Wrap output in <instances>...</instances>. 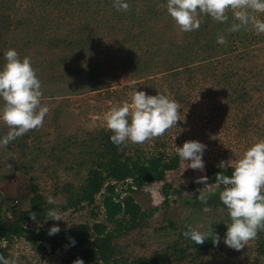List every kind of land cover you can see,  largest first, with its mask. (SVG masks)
I'll return each instance as SVG.
<instances>
[{"label":"rangeland","instance_id":"374dc122","mask_svg":"<svg viewBox=\"0 0 264 264\" xmlns=\"http://www.w3.org/2000/svg\"><path fill=\"white\" fill-rule=\"evenodd\" d=\"M128 3L125 12L115 9L112 0H0V64L8 48L21 58L29 57L42 83V103L49 108L41 127L0 147L5 221L16 217L9 209L13 198L19 210H29L36 185L49 209L62 219L41 215L28 220L27 228L48 230L58 224L61 230L53 235L58 236L86 224L92 234L96 223L106 222L102 193L93 204L85 201L67 209L64 205L81 195L91 170L97 168L100 135L112 134L104 125V114L115 105L130 104L137 88L174 100L180 120L162 136L142 144L127 142L126 154L168 158L176 146L198 140L207 146L204 169L183 170L181 160L164 180L137 189L134 196L143 210L157 208L151 219L117 238L115 252L102 253L109 263L98 259L87 264H123L140 257L148 264L162 257L163 264H264V229L239 250L226 246L228 210L218 201L223 186L195 182L208 165L234 163L247 147L264 139V34L250 26L229 32L231 11L224 23L205 15L197 30L180 32L166 12V0ZM257 18L264 19V13ZM217 35H224L226 43L218 44ZM8 130L0 122V135ZM123 184L119 190L126 188ZM164 187L169 189V205H164ZM199 191L207 193L206 203L197 199ZM49 196L54 203H48ZM186 225L214 231L220 243L214 245L209 237L208 247L202 249V244L182 235ZM42 246L17 238L7 257H15L17 264H67L80 252L51 254L50 244Z\"/></svg>","mask_w":264,"mask_h":264},{"label":"clouds","instance_id":"9594fccd","mask_svg":"<svg viewBox=\"0 0 264 264\" xmlns=\"http://www.w3.org/2000/svg\"><path fill=\"white\" fill-rule=\"evenodd\" d=\"M112 6L118 11L129 10L128 0H112ZM165 7L180 32L197 30L200 17L205 15L224 23L229 19L227 12L231 11L233 22L229 32L249 30L250 26L256 34H264V19L257 18V14L264 13V0H166ZM216 42L225 44V36L217 35ZM3 59L0 64V122L9 130L0 135V147L7 148L18 137L41 127L49 108L42 103V83L31 59L27 56L21 58L14 48L4 50ZM178 109V104L166 95L160 92L149 95L136 88L131 94L130 104L124 102L111 107L103 120L106 129L112 133L109 139L113 144H142L176 126L180 120ZM206 147L198 140H188L182 146H176V155L185 162L183 170L187 167L202 171ZM231 161L219 162L221 171L215 174V182L223 186L219 200L227 208L229 216V220L224 222L227 228L223 243L239 250L264 229V139L247 147L234 163ZM226 168H231L230 175L222 171ZM207 180L208 177L202 175L195 182L206 185ZM47 199L48 203H54L51 196ZM197 199L206 203L207 193L199 191ZM30 216L36 219L34 212ZM46 217L56 221L62 219L54 209H48ZM60 230L58 224H53L48 235H55ZM182 235L195 244H202L209 237L214 245L220 243V236L214 231L201 232L191 225H186ZM0 264H17V259L0 255ZM74 264H83V260L78 258Z\"/></svg>","mask_w":264,"mask_h":264},{"label":"trees","instance_id":"16d2710c","mask_svg":"<svg viewBox=\"0 0 264 264\" xmlns=\"http://www.w3.org/2000/svg\"><path fill=\"white\" fill-rule=\"evenodd\" d=\"M110 135H100L103 144L102 150L97 154V168L91 170L88 183L81 188V195L75 200L71 197V200L64 205V208L67 209L71 206H80L85 201L88 204H93L96 201V195L102 193L106 222L96 223L92 228V234L88 232L86 224L76 225L58 236L48 235V230L37 231L27 228L26 222L32 219L30 213L34 212L36 218H40L41 215L46 216V211L50 208L45 203L44 196L38 192V187L33 185L34 195L29 201V210H19L18 201H16L17 204H14L15 198L11 200L12 206L9 209L16 217L10 222L5 221L2 213L3 202H0V255L7 257L11 243L17 238L25 237L37 248H43L42 243L44 242L50 244L51 254L69 253L72 250L80 249L78 254L72 255L68 259L67 264H74L78 258L83 260V264L96 262L98 259H103L109 263L110 258L105 256L101 258L102 253L110 250L115 252L113 247L117 238L142 228L148 223L157 208L150 211L143 210L134 193L137 189L155 181L164 180L168 171L179 168L181 160L176 153L168 158L161 154L143 156L136 153L134 156L128 155L125 145L113 144L109 139ZM220 171L219 167L208 165L205 173L208 177L207 182L215 184V174ZM222 171L225 174H231V168ZM129 179L131 181L126 182ZM120 183H124L123 186L126 188L119 190L118 185ZM164 188V205H169V189ZM123 192L128 194L122 196ZM175 193L181 194L179 190H176ZM218 201L223 205L220 200ZM108 224L113 225V229H109ZM73 240L75 241L74 244L72 243ZM2 241H6L7 246H2ZM208 245V241H204L201 247L204 249ZM164 260L162 257L161 262L155 260L151 264H163ZM118 263L121 262L118 261ZM123 264H148V262L144 257H140Z\"/></svg>","mask_w":264,"mask_h":264}]
</instances>
